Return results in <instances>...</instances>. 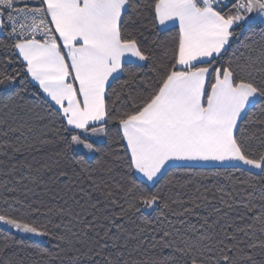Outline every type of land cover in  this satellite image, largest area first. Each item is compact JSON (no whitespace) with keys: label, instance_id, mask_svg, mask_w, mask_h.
<instances>
[{"label":"snow or ice","instance_id":"6c2138e0","mask_svg":"<svg viewBox=\"0 0 264 264\" xmlns=\"http://www.w3.org/2000/svg\"><path fill=\"white\" fill-rule=\"evenodd\" d=\"M0 234V264H264V0H0Z\"/></svg>","mask_w":264,"mask_h":264},{"label":"trees","instance_id":"16d2710c","mask_svg":"<svg viewBox=\"0 0 264 264\" xmlns=\"http://www.w3.org/2000/svg\"><path fill=\"white\" fill-rule=\"evenodd\" d=\"M89 162H90V163H94V161H92V160H89ZM197 170H201V171H210L211 169H197ZM11 234H12V235H15L17 239H22V238H24V237H22V236H20V235H18V234H16V233H14V232H12ZM2 239H3V234H0V240H2ZM53 243H54V242H49V241L45 240L44 242H42V243H40V244H41V246H43V247L52 248Z\"/></svg>","mask_w":264,"mask_h":264},{"label":"rangeland","instance_id":"374dc122","mask_svg":"<svg viewBox=\"0 0 264 264\" xmlns=\"http://www.w3.org/2000/svg\"><path fill=\"white\" fill-rule=\"evenodd\" d=\"M18 235H20V234H18ZM20 236H22V235H20ZM23 237V236H22ZM32 239H35V240H39L40 241V243H42V242H44L45 240H40V238H32Z\"/></svg>","mask_w":264,"mask_h":264}]
</instances>
